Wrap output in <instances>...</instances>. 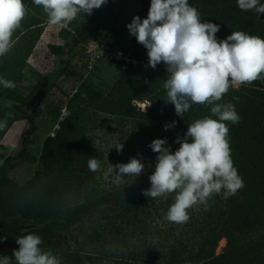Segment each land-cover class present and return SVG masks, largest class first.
<instances>
[{"label":"trees","instance_id":"1","mask_svg":"<svg viewBox=\"0 0 264 264\" xmlns=\"http://www.w3.org/2000/svg\"><path fill=\"white\" fill-rule=\"evenodd\" d=\"M120 1L138 5L140 11L136 16L147 18L150 0ZM260 2L264 3V0ZM24 3L27 5V16L22 28L14 34V47L6 56L0 57V77L16 84L14 89L0 85V99L13 102L21 120L27 124L21 150L16 155L8 156L0 142V237H7L0 242V255L11 257L13 250L18 248L15 239L28 233L42 238V249H52L58 244V232H65L85 219L118 217L126 220L128 225L130 221L129 237L141 242V237L147 234L145 217L149 218L152 212L168 201L143 195L151 186L149 176L139 178L128 186L124 184L109 190L97 186L93 172L87 167L88 159L94 157L88 147V120L98 114H106L139 121L151 127L153 139H166L165 146L175 151L179 147L175 141L178 136L183 138L188 122L211 115V106L194 104L185 117L175 114L174 106L162 99L166 95L163 89V80L168 76L166 66L163 63L158 64L156 69L148 66L147 49L136 38L129 40V31L126 34L104 35L98 31L114 15V1L108 0L102 10V23L92 25L89 37L85 39L78 33L62 30L65 48L49 46L52 54L64 57L57 75L75 81L83 78L84 71H79L73 61L76 50L90 41H98L101 46L110 48L120 47L124 53L131 49V60L138 63L125 65L107 94L84 84L74 89L64 104L67 115L61 117L63 104L54 114L52 124L58 129L53 136L46 138L42 146L39 171L24 185L16 183L9 175L25 160L30 140L39 131L37 118L40 110L28 114L23 108L34 102L45 82L40 80L28 93L22 92L28 60L45 29L42 9L35 6L32 0H24ZM189 4L198 9L203 22L210 21L220 26L216 34L218 39L226 38L232 31L264 38V14L242 11L237 6V0H189ZM234 97H239V102ZM133 101H147L152 105L146 113L137 112L132 106ZM220 102H232L240 116L238 124L229 123L228 126L231 156L243 178L244 187L227 199L219 194L224 212L218 220L223 232L217 237H226L228 247L219 256H214L211 251L201 264H264V234L257 236L255 241L252 240L256 243L251 242L246 248L235 245L239 235H251L264 227V80H257L251 86L230 89ZM172 121L177 122L176 126L165 130L164 126ZM141 227H144L143 230ZM150 236L153 237V234ZM226 238L220 240L225 241V245ZM160 244L163 245L162 242ZM140 248L139 254L142 255ZM138 259L135 255L133 261L139 262ZM77 262L78 259L70 264Z\"/></svg>","mask_w":264,"mask_h":264},{"label":"clouds","instance_id":"2","mask_svg":"<svg viewBox=\"0 0 264 264\" xmlns=\"http://www.w3.org/2000/svg\"><path fill=\"white\" fill-rule=\"evenodd\" d=\"M108 0H32L41 7L47 22L64 28L81 14L91 15ZM242 11L264 14L260 0H237ZM27 16L24 0H0V57L14 47V34L22 28ZM129 33L147 49L148 66L156 69L163 63L168 73L163 80L166 103L174 106L175 114L185 117L194 104L210 107L209 116L188 122L183 138L177 137L178 149L173 151L166 139H154L148 147L157 153L154 171L149 175L150 188L143 192L148 198L173 202L164 219L182 225L190 220V212L208 210L209 201L222 194L227 199L244 187L231 156L229 126L238 124L240 116L232 102H220L230 89L251 86L264 80V38L243 31H232L218 39V24L203 22L197 8L189 0H150L147 18L134 16L127 24ZM147 83V81H145ZM0 85L14 89L15 82L0 77ZM239 102V97H234ZM215 117V118H213ZM7 121H0V129ZM172 121L165 130L176 126ZM123 143L114 147L122 152ZM88 169L102 173L114 185H130L145 171L137 158L127 163L108 164L90 157ZM7 239L0 237V242ZM18 245L12 256L0 255V264H61L51 251L41 248L39 235L28 233L15 239Z\"/></svg>","mask_w":264,"mask_h":264},{"label":"rangeland","instance_id":"3","mask_svg":"<svg viewBox=\"0 0 264 264\" xmlns=\"http://www.w3.org/2000/svg\"><path fill=\"white\" fill-rule=\"evenodd\" d=\"M113 1L114 15L101 25L98 30L101 35L126 34L127 24L140 11V7L131 2ZM103 7L95 9L91 15L81 13L67 28L50 25L46 14L40 7L45 14L43 19L45 29L28 60L25 78L21 85L22 92L28 93L37 86L40 80L44 79L45 82L39 91L40 95L38 97L36 95L34 102L23 108L28 114L40 110V116L37 118L39 131L30 140L25 160L9 175L10 179L20 185H24L39 171L42 146L46 138L53 136L54 131L58 129L52 124L54 114L59 105L63 104L61 117L67 115L64 104L68 102V97L74 89L84 84L107 94L121 76L124 66L138 63L131 60V49L128 53H124L120 47L110 48L101 46L98 41H90L76 50L73 61L79 71H84L83 78L75 81L58 77L57 70L64 57L52 54L49 46L65 48L66 41L63 39L62 30H67L71 34L78 33L85 39L89 37L92 25L101 24L103 21V15H101ZM129 35V40L135 38L130 33ZM128 45L130 46V43ZM151 105L152 103L147 101L132 102L137 112L146 113ZM5 120L7 121L6 127L0 129V142L5 147L6 154L14 156L21 150V140L27 124L21 120V115L14 108L13 102L0 99V121ZM86 131L88 147L105 169L109 163L115 165L127 163L131 158L140 159L145 164V171L132 183L139 178L149 176L154 171L157 153L148 147L154 140L150 126L133 119L98 114L95 118L88 120ZM118 141L124 145L122 152H117L115 148H112ZM93 178L97 186L105 190L120 186L104 180L100 172L93 173ZM218 197L221 198L216 195L213 201H209L207 211L203 208L199 212L191 211L189 222L177 225L164 219L168 207L173 202V198L169 196L167 203L152 212L149 218L145 217L144 225L147 232L145 229L144 231L147 234L141 237V242L129 237L128 229L132 224L130 221L128 225L126 220L118 217L97 218L95 220L85 219L65 232H58L60 233L58 244L52 249L43 248V250L57 255L61 264H70L71 261L73 263L77 259L76 264H166L167 262L170 264H201L211 251L214 256H219L228 247L226 237H217L223 232L218 220L224 212V206L221 205ZM141 228L143 230L144 227ZM151 233L153 237L150 236ZM263 234L264 227L251 235H239L235 245L246 248L249 243L256 240L257 236ZM160 238L163 239L160 241ZM222 238H226V245L225 241H220ZM138 248L141 249L142 255L139 254ZM135 255L139 257V262L133 261Z\"/></svg>","mask_w":264,"mask_h":264},{"label":"water","instance_id":"4","mask_svg":"<svg viewBox=\"0 0 264 264\" xmlns=\"http://www.w3.org/2000/svg\"><path fill=\"white\" fill-rule=\"evenodd\" d=\"M38 97V96H37ZM36 98V97H35ZM35 98H34V100H35ZM29 228H31V227H28L27 229H29Z\"/></svg>","mask_w":264,"mask_h":264},{"label":"flooded vegetation","instance_id":"5","mask_svg":"<svg viewBox=\"0 0 264 264\" xmlns=\"http://www.w3.org/2000/svg\"><path fill=\"white\" fill-rule=\"evenodd\" d=\"M40 95V92H39V94H37V96H39Z\"/></svg>","mask_w":264,"mask_h":264},{"label":"built area","instance_id":"6","mask_svg":"<svg viewBox=\"0 0 264 264\" xmlns=\"http://www.w3.org/2000/svg\"><path fill=\"white\" fill-rule=\"evenodd\" d=\"M145 66V65H144Z\"/></svg>","mask_w":264,"mask_h":264}]
</instances>
